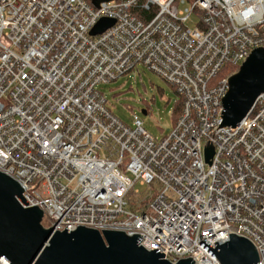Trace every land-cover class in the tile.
I'll return each instance as SVG.
<instances>
[{"label":"built area","instance_id":"2783aa9c","mask_svg":"<svg viewBox=\"0 0 264 264\" xmlns=\"http://www.w3.org/2000/svg\"><path fill=\"white\" fill-rule=\"evenodd\" d=\"M102 18L114 23L92 35ZM259 47L264 0H0V172L53 231L138 234L171 264H219L201 241L235 234L264 264V93L222 126L219 76ZM137 65L182 100L158 139L99 89Z\"/></svg>","mask_w":264,"mask_h":264},{"label":"water","instance_id":"95a60500","mask_svg":"<svg viewBox=\"0 0 264 264\" xmlns=\"http://www.w3.org/2000/svg\"><path fill=\"white\" fill-rule=\"evenodd\" d=\"M91 0L97 7L101 2ZM114 23L102 18L91 34H99ZM228 90L222 98V126H235L248 113L256 98L264 93V47L253 49L227 78ZM145 113V111H143ZM205 160L210 163L212 147L204 149ZM23 190L12 178L0 172V257L9 264H171L163 260V253L147 251L137 243L138 234L101 230L78 226L75 230L53 231L41 221L43 212L29 205L22 197ZM212 251L219 264H257L258 254L245 238L229 234V239L212 246L201 241ZM175 264H194L184 258Z\"/></svg>","mask_w":264,"mask_h":264},{"label":"rangeland","instance_id":"374dc122","mask_svg":"<svg viewBox=\"0 0 264 264\" xmlns=\"http://www.w3.org/2000/svg\"><path fill=\"white\" fill-rule=\"evenodd\" d=\"M193 22L195 20L190 18L187 25L193 27ZM99 89L107 100L110 112L126 125L132 126L135 114L141 120L143 129L154 138H161L171 131L179 96L155 72L137 65L133 72L99 85ZM145 187L135 186L140 192ZM42 225L48 226L45 218Z\"/></svg>","mask_w":264,"mask_h":264},{"label":"trees","instance_id":"16d2710c","mask_svg":"<svg viewBox=\"0 0 264 264\" xmlns=\"http://www.w3.org/2000/svg\"><path fill=\"white\" fill-rule=\"evenodd\" d=\"M236 71H237V68H234V67L225 68V69H223V70L220 72V75H219V76L221 77V76L226 75V74L231 75V74H233V73L236 72ZM181 101H182V100L179 98V99H178V103H177L176 115H175V118H174V120H173V124H174L176 118L179 116V114H180V112H181V108H182V102H181Z\"/></svg>","mask_w":264,"mask_h":264}]
</instances>
